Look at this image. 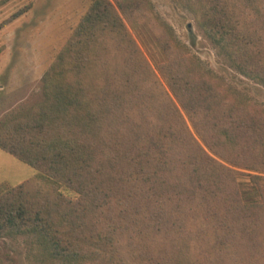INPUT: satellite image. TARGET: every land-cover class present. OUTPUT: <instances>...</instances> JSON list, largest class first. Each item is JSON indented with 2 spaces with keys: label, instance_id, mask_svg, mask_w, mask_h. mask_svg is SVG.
<instances>
[{
  "label": "trees",
  "instance_id": "1",
  "mask_svg": "<svg viewBox=\"0 0 264 264\" xmlns=\"http://www.w3.org/2000/svg\"><path fill=\"white\" fill-rule=\"evenodd\" d=\"M185 4L264 86V0ZM40 83L0 121V149L38 181L0 192V236L75 264H264V110L189 58L146 0H90ZM230 165L258 173L241 186Z\"/></svg>",
  "mask_w": 264,
  "mask_h": 264
},
{
  "label": "rangeland",
  "instance_id": "2",
  "mask_svg": "<svg viewBox=\"0 0 264 264\" xmlns=\"http://www.w3.org/2000/svg\"><path fill=\"white\" fill-rule=\"evenodd\" d=\"M110 1L116 7V0ZM146 1L153 12L170 28L177 43L183 46L189 58L195 59L204 71H209L217 77L224 87H229L243 97L251 99L264 110V86L236 71L217 53V48L204 36L185 0ZM89 5L90 0H0V121L14 109L31 105L40 99V79L43 73ZM123 20L130 27V24ZM129 30L160 78L155 69V60L151 59L142 39L136 35L138 32L130 28ZM174 102L190 134L206 153L217 158L210 149L216 148L214 144L210 139L205 143L200 139L186 113L176 101ZM230 166L234 171L236 183H240L241 186L250 184V175L258 173ZM35 176L34 168L0 149V192L16 188L30 179L36 180L37 183ZM65 193L70 195L69 197L76 196L71 190ZM84 258L91 264V258L86 256ZM0 264H75V262L47 259L37 248L33 235H4L0 236Z\"/></svg>",
  "mask_w": 264,
  "mask_h": 264
}]
</instances>
